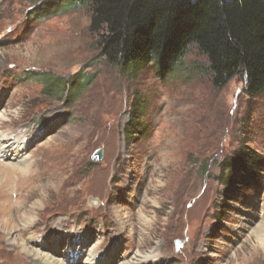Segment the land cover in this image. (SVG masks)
Here are the masks:
<instances>
[{
  "label": "rangeland",
  "instance_id": "374dc122",
  "mask_svg": "<svg viewBox=\"0 0 264 264\" xmlns=\"http://www.w3.org/2000/svg\"><path fill=\"white\" fill-rule=\"evenodd\" d=\"M48 1L0 0V135L26 136L25 157L37 161L23 175L0 153V264H32L7 242L16 228L67 260L85 237L82 247L120 262L153 250L143 264H264V94L251 99L241 78L215 88L196 46L166 70L116 68L101 57L90 8L62 2L38 21ZM241 148L261 164L221 184L220 164Z\"/></svg>",
  "mask_w": 264,
  "mask_h": 264
},
{
  "label": "trees",
  "instance_id": "16d2710c",
  "mask_svg": "<svg viewBox=\"0 0 264 264\" xmlns=\"http://www.w3.org/2000/svg\"><path fill=\"white\" fill-rule=\"evenodd\" d=\"M48 2L52 6L35 14L38 21L61 13L62 2L67 10L90 8V30L99 36L101 57L130 74L151 64L166 70L196 46L207 58L215 88L241 78L251 99L264 94V0H61L60 6ZM88 83L83 81L85 87ZM61 85L59 92L68 93L65 83ZM260 164L241 148L236 157L220 164L219 181L229 182L238 171L246 172L247 165L255 172Z\"/></svg>",
  "mask_w": 264,
  "mask_h": 264
},
{
  "label": "bare ground",
  "instance_id": "6f19581e",
  "mask_svg": "<svg viewBox=\"0 0 264 264\" xmlns=\"http://www.w3.org/2000/svg\"><path fill=\"white\" fill-rule=\"evenodd\" d=\"M3 118H5V116L0 115V120H2ZM25 138H20V136H16V139L14 140L15 142L11 143L10 141L9 142L6 141V137L0 135V153L4 155L7 160H11L12 162L14 161V166H12L9 169L10 171L14 170L23 175H27L30 173H33L34 175L35 173L34 169L35 167H37L36 164L37 161L32 163L28 160V157H25L26 149H28V145H27L28 141L24 142ZM3 167H4L3 164L0 163V189L4 188L5 187L4 185L7 183V178L5 177L4 171L2 169ZM30 197L31 196L29 195L28 198ZM21 219H23L22 221L24 222L23 225L24 227L22 226V228L26 229L27 225L31 223V221L34 218L32 215L29 216L27 215L22 217ZM252 222H253L252 220L249 221V223ZM122 227L124 229V225H122ZM27 229H29V226ZM255 234L258 237L259 241L261 242L262 247L264 248V226L257 228ZM6 238H7V242L12 243L13 247L21 249L27 255V258L32 264H115L120 262L115 257V253L113 252L102 253L100 251L101 248L96 247V245L93 247L91 246L89 250L87 249V247L85 248L82 247V244L84 246V243L86 241L85 237H82L80 243L76 244L80 246L69 247L68 251L65 253L69 255L68 256L69 260H67L65 256L61 258L58 257L57 254L53 255V253L51 252L48 253L44 251L43 248L40 246H33L31 242H28V240L23 241L22 236L20 235V230H17V228L11 230ZM55 242L56 245L58 246L59 241L56 240ZM57 251L58 250H56L55 252ZM152 251L153 250H151V252L147 255H141L140 251H137L136 253H134L135 255L131 258V260L127 262H120V264H143L148 260L150 261L156 259L157 252L154 251L152 252ZM71 256L73 257V259L71 258ZM81 257L85 259L81 260L80 259ZM106 258L108 259L106 261H103Z\"/></svg>",
  "mask_w": 264,
  "mask_h": 264
},
{
  "label": "water",
  "instance_id": "95a60500",
  "mask_svg": "<svg viewBox=\"0 0 264 264\" xmlns=\"http://www.w3.org/2000/svg\"><path fill=\"white\" fill-rule=\"evenodd\" d=\"M101 157H102V153H101V150H100V151H97V152L94 154L93 159H94L95 161H98V160L101 159ZM181 243H182V242H178V244H177V247H178V248H179V246L181 245Z\"/></svg>",
  "mask_w": 264,
  "mask_h": 264
},
{
  "label": "clouds",
  "instance_id": "9594fccd",
  "mask_svg": "<svg viewBox=\"0 0 264 264\" xmlns=\"http://www.w3.org/2000/svg\"><path fill=\"white\" fill-rule=\"evenodd\" d=\"M182 242V241H181Z\"/></svg>",
  "mask_w": 264,
  "mask_h": 264
}]
</instances>
